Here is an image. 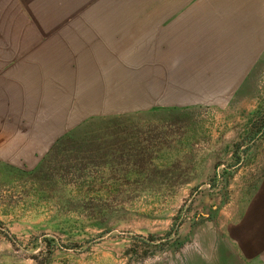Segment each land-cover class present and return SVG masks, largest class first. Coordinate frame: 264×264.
Listing matches in <instances>:
<instances>
[{
    "label": "rangeland",
    "instance_id": "rangeland-1",
    "mask_svg": "<svg viewBox=\"0 0 264 264\" xmlns=\"http://www.w3.org/2000/svg\"><path fill=\"white\" fill-rule=\"evenodd\" d=\"M241 1L0 0V264H264Z\"/></svg>",
    "mask_w": 264,
    "mask_h": 264
},
{
    "label": "crops",
    "instance_id": "crops-1",
    "mask_svg": "<svg viewBox=\"0 0 264 264\" xmlns=\"http://www.w3.org/2000/svg\"><path fill=\"white\" fill-rule=\"evenodd\" d=\"M246 1L247 0H242L240 3H243V5L245 6L246 5ZM248 1H250L251 3L254 2V1L256 2L257 6H258V12H260L262 10L261 7L264 6V0H248ZM239 9H238V4H236V7L233 10V13L235 15L234 16V20H235V31H237V32H238V28H239V16H238V13L243 11L242 9H240V11H239ZM256 19L257 20L259 19L258 21H261V18H256ZM252 20H254V19H252ZM242 21H243V18L241 17V19H240L241 24H242ZM240 27H242V25ZM246 27H247L246 25L243 26V28H246ZM236 36H237V34H236Z\"/></svg>",
    "mask_w": 264,
    "mask_h": 264
},
{
    "label": "bare ground",
    "instance_id": "bare-ground-1",
    "mask_svg": "<svg viewBox=\"0 0 264 264\" xmlns=\"http://www.w3.org/2000/svg\"><path fill=\"white\" fill-rule=\"evenodd\" d=\"M103 14H104V12H103Z\"/></svg>",
    "mask_w": 264,
    "mask_h": 264
}]
</instances>
